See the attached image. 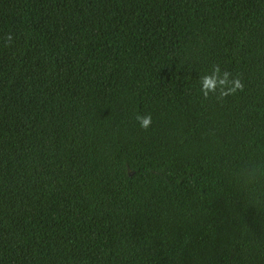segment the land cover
Listing matches in <instances>:
<instances>
[{
	"label": "trees",
	"instance_id": "1",
	"mask_svg": "<svg viewBox=\"0 0 264 264\" xmlns=\"http://www.w3.org/2000/svg\"><path fill=\"white\" fill-rule=\"evenodd\" d=\"M213 64L243 91L203 99ZM245 161L264 0H0V264H264Z\"/></svg>",
	"mask_w": 264,
	"mask_h": 264
},
{
	"label": "clouds",
	"instance_id": "2",
	"mask_svg": "<svg viewBox=\"0 0 264 264\" xmlns=\"http://www.w3.org/2000/svg\"><path fill=\"white\" fill-rule=\"evenodd\" d=\"M11 41V36L7 37ZM242 80L232 77L231 73L222 71L218 64H213L210 71L199 78V92L203 99L215 97L218 102L243 91ZM136 120L142 130H147L152 124L150 114L137 115ZM236 177L239 182L247 185H257L264 182V161H245L237 170Z\"/></svg>",
	"mask_w": 264,
	"mask_h": 264
}]
</instances>
